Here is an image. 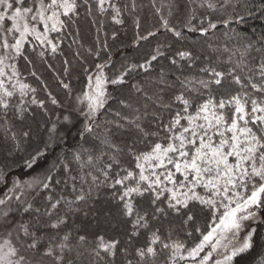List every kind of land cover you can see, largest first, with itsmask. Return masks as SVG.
I'll list each match as a JSON object with an SVG mask.
<instances>
[{"label": "snow or ice", "instance_id": "snow-or-ice-1", "mask_svg": "<svg viewBox=\"0 0 264 264\" xmlns=\"http://www.w3.org/2000/svg\"><path fill=\"white\" fill-rule=\"evenodd\" d=\"M151 4L158 20L154 30H148L142 29L138 17L134 19L137 47L161 30L174 42L189 39L185 30L199 32L204 45L200 51L185 46L169 55L172 44H158L143 63L125 61L108 75L104 71L110 68L108 34L102 38V24L96 28L93 46L85 51L105 59L93 64L96 71L87 76L88 91L77 98L76 109L84 117L77 134L88 146L81 144L71 161L57 157L43 179L12 181L0 198V264H116L117 258L121 264H246L249 250L264 247L258 231L264 226V31L253 40L231 27L246 17H264V0H187L186 7H195L180 28L170 20L180 7L176 0L169 3L167 15L156 7V0ZM136 8V0L124 5L118 0H0V120L7 121L9 113L27 119V104L47 114L45 101L35 95L27 101L15 99L17 92L23 98L37 91L22 82L16 62L22 59L31 65L29 75L46 89L35 63L56 71L49 58L64 56V37L59 34L72 35L66 29L76 25L81 9L94 25L106 15L122 25L125 10L133 13ZM197 9L205 10L203 18L198 19ZM221 27L227 41L236 43L209 42V34L215 36ZM118 36L112 32L111 40ZM72 43L83 48L75 38ZM73 56L80 60L82 53L74 51ZM161 58L180 75L169 80L161 72L149 81L155 89L152 95L141 85H132L157 110L149 113L146 103L141 112L120 100L132 115L115 111L102 127L97 120L111 97L106 85H125L133 73H148ZM62 63L56 80L70 93V84L61 77L69 74L71 61L65 58ZM47 95L52 105H58L51 92ZM149 115L154 129L144 123ZM72 124L71 114L52 121L47 142L28 154L24 167L32 169L44 159L50 147L64 139L61 125L70 131L67 126ZM4 133L13 141L8 153L12 156L22 151L33 129L17 132L6 126ZM73 162L76 168L71 167ZM61 167L72 181L71 199L55 195L61 181L54 178V171ZM5 175L0 168V182ZM39 189L47 192L38 206ZM77 214L93 215L97 223L103 221L114 230L130 228H125L123 241L116 236L106 239L99 232L89 240V226L73 220ZM164 220L174 226L163 230ZM177 230L193 238L192 243L181 240ZM142 231L148 238L140 244L136 238Z\"/></svg>", "mask_w": 264, "mask_h": 264}, {"label": "trees", "instance_id": "trees-1", "mask_svg": "<svg viewBox=\"0 0 264 264\" xmlns=\"http://www.w3.org/2000/svg\"><path fill=\"white\" fill-rule=\"evenodd\" d=\"M170 2L171 0H156V7H162V14L167 15L168 5ZM176 2L180 5V7L175 11V14L170 18V20L173 25L180 28L186 22L187 16L190 14L191 7H195V5H188L186 7L185 5L187 0H176ZM118 4H130V0H118ZM136 4L137 8L135 12L130 13L128 10H125V22L122 25L115 24L111 20L110 16L107 15L100 18V24L94 25L90 22L91 17H86L84 9H81V15L76 25L66 29V32L72 33V35L65 36L64 33L59 34L64 37V43L61 45L64 48V56L61 57L57 54L56 56L49 58V63L54 65L56 71L53 72L51 70H47L46 67L40 65L38 61L35 63L38 75L41 80L48 85L46 89L43 84L39 83L35 80V78L29 75L28 70L32 67L31 65H27L22 59L16 62L18 69L22 73V82L36 88L37 91L36 93H30L28 96L23 98H21L19 92H17L15 99H23L24 101H27L30 99L31 95H35L38 100L45 101L47 114L45 115L44 109H40L37 105L27 104L26 106L29 108V113L26 114L27 119L21 121L13 113H9L7 121L0 120V168H4V172L6 173L4 181L0 182V197H3V194L7 191V189L12 186V181L16 179L26 180L34 175L43 179L51 168L52 163L57 160V157L71 161L72 154L78 150L81 144H84L85 147L88 146L77 134V129L83 126L84 117L75 110L72 104L73 99L85 91L88 82L87 76L95 71L93 64L104 62L105 57L103 54L100 58H96L88 56L85 51L87 48L93 46V42L97 35L96 28L100 27L101 24V37L103 38L104 33L108 34L110 68L105 69V72L108 75H111L112 71L118 69L121 63L125 61L143 63L145 55L152 51V49H154L158 44H172V49L169 52V55L174 54L177 49H182L185 46L195 48L197 51L201 50L202 45H204L205 38H202L199 32L188 33L186 30L185 33L189 37L188 40L174 42L170 33H166L164 30H161L155 38L150 37L149 40L142 41L141 45L137 47L133 43L134 32L136 31L134 19L138 17L141 20L142 29L154 30V26L158 20V15L155 14V9L151 4V0H136ZM204 12V9H197L196 14L198 19L203 18L201 14ZM231 27L235 28L237 32L246 33L249 37L255 40L258 38L259 34L264 31V17L259 16V14L256 16L246 17L244 23L239 25L233 24ZM76 28H79L78 36L75 34ZM253 29L256 30L255 34H253ZM114 31L119 33L116 41L111 40V34ZM224 31L225 29L221 27L217 30L215 36L209 34L207 39L213 44V46H222L224 43H228L231 46L236 43V41H227V39L222 35ZM73 38L77 39L80 44H83V48H80L78 44H73ZM69 44L72 45L71 48L68 47ZM164 50L166 52L169 51L168 49ZM74 51H80L82 53V58L80 60H77L73 56ZM65 58L71 61V65L69 67V74L61 78L65 79V81L70 84V93L63 89L56 80V74L61 72L64 67L62 62ZM213 58H215V55H213ZM197 63L199 64L200 62L198 61ZM113 65L115 66L114 68L111 67ZM84 66L88 67V73L84 72ZM161 72L165 73L169 80H174L176 76L180 75V72L170 64L169 60L161 58L158 62H153V67L148 73L143 71L133 73L132 77L128 79L127 84L122 86L109 84L107 91L111 93V97L108 99L105 108L101 111V115L98 117L97 122L103 127V122L113 119L114 112L118 110L121 111L122 114H128L131 116L132 109H123L119 104L120 100H125L126 102L132 104L133 108H139L141 112L144 111L146 103L148 104L149 113L156 111L157 109L155 106L152 105L150 101H146L144 96L137 93L132 85L139 84L145 88L149 95H152L155 89L151 86L149 81L156 80ZM48 92H51L52 95L56 97L59 102L58 105L51 104L48 99ZM69 114L72 116L73 124L67 126L70 131L64 129L63 125H61V135L64 139L56 144H53L46 152V157L40 160L39 163L32 169L24 167L23 161L28 157V154L33 153L38 147L43 148L44 143L47 142L48 129L51 127V122L56 121L58 116H60L62 120L63 115ZM164 116L166 118L167 113H164ZM144 123L145 125H149L150 123L151 127L153 129L155 128V121L152 120L151 115L145 119ZM6 126L11 127L12 131L17 132L27 127H31L33 129V136L23 144L22 151L14 153L12 156H9L8 153L12 150L13 141L5 136L4 129ZM139 147L143 148V145H140ZM4 165H7V167H4ZM71 167L76 168V164L73 162ZM72 175H76V173L72 172ZM54 178L61 181L59 185L55 186V195H65L71 199L72 181L69 179L68 174L62 167L54 171ZM64 181H67V184H65ZM76 184L77 187H80L79 180H77ZM39 191L40 195L36 198L38 206L43 202L42 198L46 194L47 190L39 189ZM104 192H108L110 195L109 190H104ZM105 207L113 206L105 205ZM73 220L76 224H85L89 226V240L94 239L95 234L99 232L104 234L106 239L116 236L123 241L125 239V228H130V225H124L120 229L114 230L103 221L97 223V219L93 215L85 218L81 214H77L73 217ZM199 223L201 227H203V221L201 220ZM256 223H254V226ZM162 225L163 230H167L174 226L173 224H170L168 220L162 221ZM258 231L260 232V236L264 238V226H261ZM175 234L181 240H185L186 243H192L193 238L186 237L184 232L177 230ZM148 235L150 236V234ZM198 236L199 233L194 234V237ZM146 238H148V236H146L142 231L141 235L136 238V242L142 244ZM245 261L246 264H264V247L257 245L255 250H249V254H245ZM116 264H121V258H117Z\"/></svg>", "mask_w": 264, "mask_h": 264}, {"label": "rangeland", "instance_id": "rangeland-1", "mask_svg": "<svg viewBox=\"0 0 264 264\" xmlns=\"http://www.w3.org/2000/svg\"><path fill=\"white\" fill-rule=\"evenodd\" d=\"M95 71H96V70H95ZM95 71L92 72L91 74H94ZM104 71H105V69H104ZM87 84H88V82H87ZM106 88H108V85H106ZM85 91H88L87 85H86ZM81 95H82V94L76 96V97L73 99V104H72V105H73V107L75 108V110L77 109V107H79V104H78V100H77V98L80 97ZM85 110H86V108H85ZM78 113H79V112H78ZM34 177H37V175L31 176L30 178H28V179H26V180H24V181H30V180H32ZM37 178H39V177H37ZM39 179H40V178H39ZM0 198H2V197H0ZM253 223H256V222H253ZM206 250H207V249H206Z\"/></svg>", "mask_w": 264, "mask_h": 264}]
</instances>
